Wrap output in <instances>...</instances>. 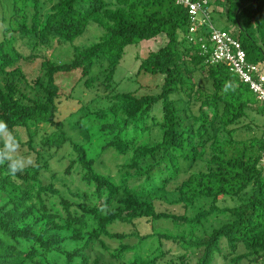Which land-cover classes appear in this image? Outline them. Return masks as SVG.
<instances>
[{"label":"trees","instance_id":"obj_1","mask_svg":"<svg viewBox=\"0 0 264 264\" xmlns=\"http://www.w3.org/2000/svg\"><path fill=\"white\" fill-rule=\"evenodd\" d=\"M226 1L247 60L264 61V0ZM206 6L210 14L209 0ZM8 12L0 20V120L21 154L35 155L15 176L0 165V264H88L95 241L121 264H217L218 257L222 264H264V136L233 138L248 109L264 116V101L226 64L207 62L184 5L13 0ZM89 23L99 29L76 43ZM160 33L165 41L135 73L159 74L157 90L140 82L119 92L114 74L125 48ZM29 60H39L32 77L23 69ZM103 61L101 75H89ZM75 70L76 79L61 74ZM80 83L102 94L78 99L81 137L73 139L61 128L58 108ZM47 127L55 128L40 134ZM153 128L161 133L154 141ZM37 135L42 149L34 147ZM66 142L70 152L56 169L77 172L81 186L74 188L46 155ZM106 152L123 158L116 176L97 169ZM220 198L234 202L220 205ZM166 240L177 249H164Z\"/></svg>","mask_w":264,"mask_h":264},{"label":"rangeland","instance_id":"obj_2","mask_svg":"<svg viewBox=\"0 0 264 264\" xmlns=\"http://www.w3.org/2000/svg\"><path fill=\"white\" fill-rule=\"evenodd\" d=\"M13 0H0V20L3 18L5 15H9V10L10 7L12 6ZM209 9H210V20L214 27L218 29H225L230 33L233 34H238L239 29H238V23L235 20H232L229 18V14L227 13L228 10V5L226 0H209ZM200 17V16H199ZM1 24H0V38L2 37V29H1ZM99 29L95 23H89L87 31L80 37H78L75 42L76 43H84L87 38H92L96 31ZM166 39L164 33H160L157 35L155 38H151L148 40H142L137 44H131L128 45L125 48L124 55L117 66L114 74V81L117 83V90L119 92L125 91V90H134L140 85V82H145V83H150L151 87L149 88L150 92H154L157 90L156 84H157V79L160 80L159 74L158 75H153L150 73H140V74H135L138 65L142 58H144L148 51L150 50H155L157 49L162 42H164ZM91 41L89 39L87 42ZM138 56V57H137ZM137 57V58H136ZM38 61L39 60H34V61H24L23 62V69L25 73L27 74L28 77H32L38 68ZM103 64H99L97 67L94 64L91 68V71L89 75L95 74L96 71L100 72L99 75H101V69L106 66V62L103 61ZM258 66L262 69L264 72V61H258L257 62ZM64 74L63 76L67 78H73L76 79L78 77L79 72L78 71H72L70 73H61ZM199 81L205 85L209 86V80L204 78L202 75L199 77ZM160 82V81H159ZM70 88H67L66 90H69ZM144 90H140V92H143ZM102 91H97L96 88H85V86L80 83L78 84L74 90L73 93L70 95L69 99H64L63 104H61L60 108H58V120L62 122L61 128L65 130L66 134H69L72 136L73 139H80L81 135V128L75 125L76 120L78 119V116L81 115V112L79 109V103L78 99L80 101H85V103L89 102L92 98H95L98 95H101ZM260 102V101H259ZM184 105V104H183ZM247 123H250L251 126H243ZM264 125V116L258 114L256 110L251 111L250 109L247 110V116L241 121L239 124V127L233 135L234 140H243L247 139L250 137H259L263 134L264 136V129L262 128ZM55 127H47L46 129L41 130L40 134L42 133H48L54 130ZM20 134V136L26 140V134L23 128H17L16 132ZM160 131L157 128H153L152 130V141L159 139L160 138ZM40 135H37L34 138V147L35 148H41V145L39 144L40 142ZM2 142V141H1ZM22 150V149H20ZM23 150H26V147L23 148ZM70 152L69 149V143L66 142L63 144L61 148L58 150L54 151V148L49 149L46 152V155H51L52 157L50 158V168L53 169L59 164L57 159L63 155H67V153ZM22 153V151H20ZM35 153H33L30 157L33 161V156ZM114 153L111 152H106L101 156V162L97 165V169L103 173H109L112 176H116L118 174V171L120 169V166L123 163V158L121 156L114 157ZM27 156V155H25ZM66 162L67 159H64ZM57 175H62L65 176L64 171L62 168L56 169ZM66 179H73V182H71L68 186L70 188H74V186H78L80 184L79 182V177L77 172H73L69 176H65ZM69 182V181H67ZM58 188H62L65 190V186L62 185L60 182L56 184ZM161 195H163L166 199H170V195L168 192H162ZM161 202H156L157 205L159 204H165V208L167 207L169 210L177 212V213H182L183 209L180 207V205H169L167 204L168 202L164 200H160ZM234 201L230 199H226V201H222L220 198L219 204L222 205L223 203L226 204H232ZM164 222H162L163 225ZM214 223V222H213ZM215 224V223H214ZM160 225V224H158ZM167 226H170L169 222L168 224H165ZM140 229L142 231H147L150 232L152 228L150 226H147L145 228V225H140ZM158 230L160 231H166V229L159 228ZM199 230V229H198ZM174 232V231H171ZM163 248L164 249H172L175 250L177 249L176 244L171 241V240H166L163 241ZM89 262L88 264L93 263V259L99 258L100 264H121L122 260L119 258H114L110 256V254L105 251L103 248H101L100 244H98L97 241H95L92 244L91 249H89ZM194 262L191 261L190 264H193ZM222 259L217 258V264H222Z\"/></svg>","mask_w":264,"mask_h":264},{"label":"built area","instance_id":"obj_3","mask_svg":"<svg viewBox=\"0 0 264 264\" xmlns=\"http://www.w3.org/2000/svg\"><path fill=\"white\" fill-rule=\"evenodd\" d=\"M176 2L187 8L191 21L189 31H196L202 52L208 55L207 62L226 64L240 81L248 84L257 100L264 101V72L257 64L247 60L241 42L232 33L214 27L206 6L207 0Z\"/></svg>","mask_w":264,"mask_h":264},{"label":"clouds","instance_id":"obj_4","mask_svg":"<svg viewBox=\"0 0 264 264\" xmlns=\"http://www.w3.org/2000/svg\"><path fill=\"white\" fill-rule=\"evenodd\" d=\"M227 90L228 85L225 86V91ZM0 141L3 142L0 147V165H7L8 174L15 176L32 163L30 156L20 153L19 140L8 130L7 123L3 120H0Z\"/></svg>","mask_w":264,"mask_h":264},{"label":"water","instance_id":"obj_5","mask_svg":"<svg viewBox=\"0 0 264 264\" xmlns=\"http://www.w3.org/2000/svg\"><path fill=\"white\" fill-rule=\"evenodd\" d=\"M254 1V0H253Z\"/></svg>","mask_w":264,"mask_h":264}]
</instances>
